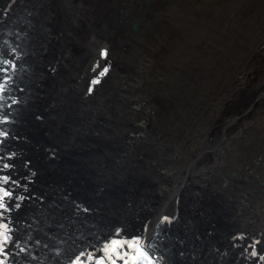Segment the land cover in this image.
<instances>
[{"label": "bare ground", "instance_id": "obj_1", "mask_svg": "<svg viewBox=\"0 0 264 264\" xmlns=\"http://www.w3.org/2000/svg\"><path fill=\"white\" fill-rule=\"evenodd\" d=\"M115 1L121 8L126 2L12 0L7 5L8 0H0V18L19 7L0 22V32L11 28L9 39L21 36L17 46L0 35V252H13L18 243L30 239L24 235L36 230L65 241L66 247L53 257L60 264H75L69 257L71 249L94 264L116 263L159 212L164 217L157 241L163 264H264L260 259L264 198L257 190L264 177L260 174L264 151L256 144L263 135L257 136L247 125L231 132L238 125L234 117L241 97L242 104L248 101L242 115L264 132V82L245 98L250 87H241L228 108L224 99L233 89L229 80L238 71L236 61H243L236 79L239 89L247 76L249 56L252 62L264 53V31L258 36L243 19L238 20L242 12L261 10L264 0H214L209 17L204 14L207 8L195 5L189 11L173 9L174 28L181 31L185 17L189 19L190 28L181 33L191 31L194 38L205 40L200 32L209 29L217 39L210 46L193 43L190 58L198 52L197 64L190 65L189 60V68L177 56L167 60L172 71L161 63L155 68L163 78L174 72L173 79L181 84L197 76L198 86L207 85L212 80L205 78H214L208 89L213 95L204 103L201 96L191 115L203 117L190 116L185 122L169 121L173 109L163 101H149L148 76L131 83L124 69L114 64L122 49L112 32ZM225 1L228 7L222 10ZM30 2H36L37 8L32 17L34 11L23 5ZM220 18L225 22L219 28ZM208 21L215 22L207 28ZM30 27L27 44L23 38ZM174 38L182 39L177 34ZM220 39L231 47L223 51ZM102 46L103 54L98 56ZM114 73L125 76L115 87ZM124 88L128 90L123 92ZM123 100L129 104H120ZM225 116L233 119L227 121ZM28 220L36 225L21 232ZM33 234L40 255L46 241ZM110 242H118L120 248L117 255L107 257L103 249Z\"/></svg>", "mask_w": 264, "mask_h": 264}, {"label": "rangeland", "instance_id": "obj_2", "mask_svg": "<svg viewBox=\"0 0 264 264\" xmlns=\"http://www.w3.org/2000/svg\"><path fill=\"white\" fill-rule=\"evenodd\" d=\"M12 0H8V2L6 3L8 5V3H10ZM14 1V0H13ZM18 1V0H17ZM120 1V0H119ZM126 2H122L123 3V8H121V5H116L117 1L114 2L113 4V8L111 10V12L113 13V21H112V32H113V38L114 41L116 42V44L121 45L122 49L120 50V54H117V56H115V61L114 64H118L121 68L124 69V73L125 75H129L127 76L131 83H133L135 80L138 79V76H148L149 77V82H151V85L149 84L147 86V84H145L146 89L150 90L152 97L146 95L149 98V101H154V102H159V101H163L162 103H164L167 107L170 106L171 109H173L174 113L170 114V116L168 117L169 121H174V122H185L186 119L189 118H197L198 116L203 117V115H199V114H194V117L191 116L193 115V112H195V107L194 105L198 102V100L201 99V96L203 98V103L206 101H209V97H211L213 94H210L211 92L208 90L213 86V82H214V78L212 79L211 77H207L205 78L206 80H212V82L208 83L207 85H199L198 86V80H197V76L195 77V79H191L188 82L185 81L183 84L179 83L177 80H174V72H169L168 74H165L166 76L163 78V76L159 73L155 72V68L161 63L163 66H166L167 71H172L171 67L169 66V63H167V60H169L172 56H177L179 58H176L177 61H184L185 65L187 68H189V60H191V64L190 65H194V61L195 64H197V59L196 56L198 54V52H196V54L192 55V58H190V54L193 53L192 51V46L194 45H208L210 46L211 44H214V42L217 41L215 35L212 33V31H210L209 29H207L205 32L201 31L200 34H203V38L205 40H201L198 38H194L193 37V33L190 31H185L183 33H181L183 30H186L187 28H190V24L187 22L189 19L185 17V22H186V26L182 28L181 31H179L177 28H174L173 25V21H172V16L173 14V9L176 10V6H178L177 9L183 8V10H187L189 11L191 9L192 5L195 6H199L201 8H207V10H204V14L206 16L209 17V14H212V9L216 6H213V3H215L214 0H155L156 2H154L153 0H123ZM138 1V2H137ZM153 1V2H152ZM160 1V2H159ZM163 1V2H162ZM214 1V2H213ZM128 2V4H126ZM141 2V3H139ZM145 2V3H144ZM165 2V3H164ZM34 3V4H33ZM137 3V4H136ZM159 3V4H158ZM208 3V4H207ZM30 4V5H28ZM137 6H136V5ZM145 4V6H144ZM156 4V5H155ZM185 6H184V5ZM190 4V6H189ZM216 4V3H215ZM28 6L29 8H31L34 13L31 15L34 16L35 15V10L36 8V2H30L27 4H23ZM66 5V4H65ZM64 5V6H65ZM72 5V4H71ZM149 5V6H147ZM155 5V6H154ZM158 5V6H157ZM160 5V6H159ZM161 5L163 7H161ZM188 5V6H187ZM209 5V6H208ZM228 2L225 1V4L222 5V10H225L228 6ZM261 5V10H257V12L254 14L253 12H250V14H247L246 12H242L241 16L238 18V20L241 18L244 20V22H246V24L248 26H251L252 29H254V31H256L258 33V36L260 35L261 31H264V4H259ZM73 5L71 7H69V9H71L70 11L72 12V10L74 8H72ZM119 9H118V8ZM156 7V8H155ZM165 7V8H164ZM186 7V8H185ZM190 7V8H189ZM19 8V7H18ZM18 8H13L10 11H16ZM117 8V9H116ZM145 8V9H144ZM147 8V9H146ZM151 8V10H150ZM160 8V9H159ZM163 8V10H162ZM185 8V9H184ZM16 9V10H15ZM157 9V10H156ZM159 9V10H158ZM120 10L119 13H117ZM123 10V11H122ZM136 12H135V11ZM148 10V11H146ZM9 11V12H10ZM132 11H134L135 16L132 17ZM154 11V12H153ZM160 11V12H159ZM164 11V12H163ZM8 12V13H9ZM159 12V13H158ZM7 13V14H8ZM122 13V14H121ZM143 13V14H142ZM149 13L151 15H149ZM153 13V14H152ZM215 13V12H214ZM6 14V15H7ZM47 13H44V15ZM124 14V15H123ZM5 15V16H6ZM117 17H116V16ZM164 15V16H163ZM5 16L0 18V22L5 18ZM122 16V17H121ZM143 16V17H142ZM149 16V17H148ZM156 16V17H155ZM218 18L222 17V15H217ZM31 17L29 18V26L33 25L31 24ZM149 18V19H148ZM253 18H258L259 20H261L260 22H253L254 19ZM134 19V20H133ZM137 19V20H136ZM146 19V20H145ZM153 19V20H151ZM222 19V18H220ZM220 19H218V21H220ZM240 19V20H241ZM43 20V19H42ZM239 20V21H240ZM148 21V22H147ZM120 22V23H119ZM211 22V23H210ZM215 21H208L207 24V28H209L208 26L211 27L212 23L214 24ZM224 20L222 19L220 21V25L219 28L224 24ZM136 23V24H135ZM173 23V25H172ZM222 23V24H221ZM142 24V25H141ZM144 25V26H143ZM158 25V26H157ZM146 26V27H145ZM149 26V27H148ZM133 27V28H132ZM168 27V28H167ZM128 28V29H127ZM262 28V29H261ZM147 29V30H146ZM157 30V31H156ZM31 31V27L29 28V30L27 32L24 33V38L23 41H25L27 44H29V38L28 35ZM42 31V32H41ZM41 34L44 32L43 29H41ZM211 34L209 36H207L208 34ZM114 34L118 37H120L119 39L115 38ZM125 34V35H123ZM174 34L179 35L182 39H180L179 41H176L174 38ZM207 34V35H206ZM214 35V37H212ZM150 36V38H149ZM153 36V37H152ZM156 36V37H155ZM207 36V37H206ZM255 36V35H254ZM257 36V37H258ZM159 39H158V38ZM256 37V36H255ZM262 40L264 39V35L262 36ZM127 38V39H126ZM191 38V39H189ZM207 38V39H206ZM210 38V39H209ZM184 39V41H183ZM222 39V38H221ZM220 39V45H222V49L224 51L229 49L231 46L230 44H228L225 40H221ZM156 40V41H155ZM174 40V41H173ZM191 40V41H190ZM199 40V41H198ZM207 40V41H206ZM211 40V41H210ZM261 40V41H262ZM181 41V42H180ZM188 41V43H187ZM194 41V42H193ZM222 41V42H221ZM178 42V43H177ZM191 42V43H189ZM207 42V43H206ZM182 43V45H181ZM193 43H195L193 45ZM206 43V44H205ZM223 43V44H222ZM58 43H54V46H56ZM131 44V45H130ZM140 44V45H139ZM264 44V43H263ZM133 45V46H132ZM168 46V47H167ZM185 46V47H184ZM138 47V48H137ZM71 48V45H70ZM125 48V49H124ZM141 50H140V49ZM144 48V49H143ZM146 48V49H145ZM150 48V49H149ZM188 48V49H187ZM200 49V48H199ZM150 50V51H149ZM174 50V51H173ZM182 50V51H181ZM58 51V50H57ZM149 51V52H148ZM162 53H161V52ZM59 52V51H58ZM140 52V53H139ZM145 54H144V53ZM160 52V53H159ZM164 53V54H163ZM143 54V55H142ZM56 55V54H55ZM53 55L51 60L53 59V57L55 56ZM120 55V56H119ZM151 55V56H150ZM169 55V56H168ZM171 55V56H170ZM232 57V54H230ZM241 54L237 55L239 59V56ZM119 56V57H118ZM129 56V58H128ZM187 56V57H186ZM194 56V57H193ZM244 55L241 56V58H243ZM258 56V55H257ZM121 57V58H120ZM140 57V58H139ZM168 57V58H167ZM170 57V58H169ZM156 58V59H155ZM163 58H166V60L164 61ZM140 59V60H139ZM250 61V63L248 61H246V71H247V76L244 78V81L239 85V89L236 87V79L239 77V68L241 67L243 61L242 59H240L237 62V69L238 71L235 70L234 74H232V79L230 78L229 80V84L231 86H233V89L231 90V94L230 97L228 95H225L224 99L226 100V105L225 107H230L233 102V98L234 96L236 97V94L238 95L239 93L242 92V90H245L246 88L250 87V90L248 92H246V94L244 93V98L247 96H250L252 94L253 91H255V87L256 85H260L262 82H264V53L262 55V57H260V55L257 57V59L255 61L250 60V56L248 58ZM161 60H163L161 62ZM253 60V59H252ZM117 61V62H116ZM231 61V60H230ZM229 61V62H230ZM121 62V63H120ZM187 62V63H186ZM53 63V60H52ZM51 63V64H52ZM125 63V64H124ZM151 63V64H150ZM244 63V64H245ZM122 64V65H121ZM124 64V65H123ZM140 64V65H139ZM150 64V65H149ZM263 65V66H262ZM114 66V65H113ZM168 66V67H167ZM143 67V68H142ZM150 68V69H149ZM186 68V69H187ZM248 68H250V72L248 70ZM142 70V71H141ZM147 70V71H146ZM241 70V69H240ZM127 71V72H126ZM252 71V72H251ZM238 73V74H237ZM237 74V75H235ZM246 74V73H245ZM248 74H250V78L248 77ZM255 74V75H253ZM82 75V74H81ZM169 75V76H168ZM115 76V77H114ZM153 76V77H151ZM82 77V76H81ZM117 77V78H116ZM120 77V78H119ZM125 77V76H124ZM123 76L114 73L112 76L113 79V86H116V81L119 80L121 82L125 81ZM27 78V76H26ZM174 78V79H173ZM249 78V79H248ZM28 79V78H27ZM135 79V80H134ZM248 80V81H247ZM251 83L247 86V84L250 82ZM153 81V82H152ZM81 82L85 85V83L82 81ZM174 82H176V85L174 84ZM193 82V83H192ZM169 83V84H168ZM206 83V81H205ZM235 83V84H234ZM244 83V84H243ZM25 85V84H24ZM90 85V84H89ZM166 85V88L164 87ZM161 86V87H160ZM245 86L244 89H242ZM26 88H28V85L25 86ZM184 87V88H183ZM202 89H199V88ZM242 87V88H241ZM88 88V87H86ZM149 88V89H148ZM197 88V89H196ZM125 89V88H124ZM155 89V90H154ZM205 89V90H204ZM242 89V90H241ZM128 90L125 89L123 90L126 91ZM176 90V91H175ZM181 90V91H180ZM190 90V91H189ZM194 90V91H193ZM203 90V91H202ZM158 91V92H156ZM162 91V93H161ZM166 91V93H165ZM173 91V92H172ZM202 91V92H201ZM155 93H158L156 95H154ZM175 92V93H174ZM178 92V93H177ZM204 93V94H201ZM207 93V94H206ZM230 93V92H228ZM250 93V94H249ZM179 95V96H178ZM188 97H187V96ZM242 95V94H241ZM168 96V97H167ZM171 96V97H170ZM175 96V97H174ZM183 96V98H182ZM170 97V98H169ZM173 97V98H172ZM190 97V98H189ZM195 97V98H194ZM162 98V99H160ZM172 98V99H171ZM206 98V99H205ZM228 98V99H227ZM171 99V100H169ZM181 99V100H180ZM185 99V100H184ZM188 99V100H187ZM195 99V100H194ZM180 100V101H179ZM165 101V102H164ZM192 101V102H191ZM197 101V102H196ZM242 97L240 100H238L236 102V108L237 110L239 109V113L235 116L238 117V120L236 123H238V125H234L231 128V132L237 131L238 128L247 125V127L253 131H256L257 136H261L263 135V138L258 140L256 142L257 146L259 148H261L264 151V132L260 129V127L258 125L255 124V122H250L249 118H245L247 116L242 115V112L244 111V109H246V102H244L243 104L241 103ZM125 106L128 105L129 103L127 102V100H123L120 102V104H122ZM172 103V104H171ZM174 103V104H173ZM178 103V104H177ZM192 103V104H191ZM172 105V106H171ZM189 105V106H188ZM185 106V107H184ZM180 107V108H179ZM208 107L212 108L211 105H209ZM207 107V108H208ZM218 109L220 108V104L217 107ZM176 109V110H175ZM222 112V111H221ZM233 114V111H229ZM196 115V116H195ZM198 115V116H197ZM191 116V117H190ZM234 117V118H235ZM59 118V117H58ZM225 120L227 121H231V117H224ZM116 119V117H115ZM201 119L200 117L197 118V120ZM178 120V121H177ZM127 122L130 120H126ZM239 121V122H238ZM62 122V121H59ZM246 123V124H245ZM251 125V126H250ZM236 126V127H235ZM250 126V127H249ZM78 130V128H76ZM240 131V130H239ZM52 138V136L50 137V139ZM184 144H182L180 147H182L184 149ZM181 148V149H182ZM61 151V150H60ZM182 151V150H181ZM179 151L176 152V155H179ZM251 153V152H250ZM252 153H255L252 151ZM256 154V153H255ZM264 155V153H262ZM175 155V154H174ZM241 160H243L244 162L247 161V158H242L241 156ZM119 162V160L117 161ZM120 163V162H119ZM263 167V166H262ZM178 171V170H177ZM264 174V167L261 170L260 174ZM156 177V175H155ZM259 181V180H258ZM261 182V183H260ZM258 186H257V190H260L261 188H263V183L262 181L258 182ZM174 186V185H173ZM173 188V187H172ZM171 188V190H172ZM73 189V188H72ZM169 186L166 190V193H168ZM142 190V189H141ZM144 193V192H141ZM259 195L260 191H259ZM262 197V196H261ZM91 200V199H90ZM94 200V199H92ZM168 202V200H167ZM222 204H224V202L221 201ZM166 204V203H165ZM51 204L48 206L50 207ZM47 207V208H48ZM109 209V208H108ZM103 210H107L103 209ZM152 213V212H151ZM150 213V214H151ZM153 217V216H152ZM152 217L149 221V226L152 220ZM264 219V216H263ZM27 224V228H25L24 230H22L21 232H25L26 230H28V228H30L33 225H36L34 222H29L26 221ZM38 227H40L39 225L41 224H37ZM57 228V227H54ZM114 227H110V231L113 230ZM150 227H147L146 229H143L144 231H142V236H144V234L147 233V231L149 230ZM256 232V231H254ZM256 235H258L257 233H255ZM111 236V235H110ZM116 237V236H114ZM264 241V240H263ZM263 243V242H261ZM75 245V244H74ZM254 246H256L253 243ZM64 246V245H63ZM261 250H264V248H261ZM65 251L69 252L70 248H66ZM1 253V252H0ZM218 260V259H217ZM219 261V260H218ZM185 264V263H184Z\"/></svg>", "mask_w": 264, "mask_h": 264}, {"label": "snow or ice", "instance_id": "obj_3", "mask_svg": "<svg viewBox=\"0 0 264 264\" xmlns=\"http://www.w3.org/2000/svg\"><path fill=\"white\" fill-rule=\"evenodd\" d=\"M105 71H106V69H105ZM0 91H3V86H0ZM0 207H2V205H0ZM6 241H7V237H5V242ZM252 255H256V253L253 251ZM260 259L264 260V256H260ZM145 260L147 261V257H145ZM0 264H3V262L0 261ZM75 264H80V261L79 260L75 261ZM147 264H151V261H147Z\"/></svg>", "mask_w": 264, "mask_h": 264}, {"label": "water", "instance_id": "obj_4", "mask_svg": "<svg viewBox=\"0 0 264 264\" xmlns=\"http://www.w3.org/2000/svg\"><path fill=\"white\" fill-rule=\"evenodd\" d=\"M100 49H101V53H100V50L97 51L98 56L103 54V46ZM236 119H238V118H234V120H236ZM261 178H262L263 188L260 189L259 191H260V194H261L262 198H264V177H261Z\"/></svg>", "mask_w": 264, "mask_h": 264}]
</instances>
